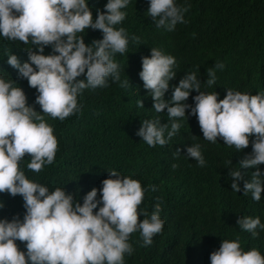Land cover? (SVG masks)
I'll return each instance as SVG.
<instances>
[{
  "label": "clouds",
  "instance_id": "9594fccd",
  "mask_svg": "<svg viewBox=\"0 0 264 264\" xmlns=\"http://www.w3.org/2000/svg\"><path fill=\"white\" fill-rule=\"evenodd\" d=\"M128 4L129 0H107L94 19L88 0H0V36L32 45L25 48L27 62L9 54L7 63L18 71V79H26L36 90L35 104L41 109L36 111L28 104L24 90L14 86L16 81L0 77V193L22 197L25 209L22 220L19 216L10 221L0 219V264H124V255L134 251L128 242L130 234L139 232L143 247L151 245L153 237L163 231L160 197L151 214L140 210L145 192L141 183L115 169L103 179L102 188H92L84 195L81 204L64 188L50 191L30 180L20 168L26 154L31 158L27 169L34 173L54 163L58 140L46 116L64 121L80 113L78 96L85 89L108 87L109 78L120 82L121 87L129 86V80L120 81L119 65L114 60L116 53L127 51L126 29L116 25L124 21L126 12L122 9ZM187 11L174 0H149L147 13L157 28L173 31L184 22ZM85 29L99 30L103 38L88 45L84 36L78 35ZM45 47H51L52 54H43ZM175 66V57L158 48H151L150 57H142L139 76L153 100V109L156 113L167 109L172 122L169 128L159 119L143 120L136 135L150 147L166 146L182 127L176 118L186 117L190 109L208 142L215 144L220 138L224 145L242 151L249 147V137H254L251 154L239 162L238 170L229 169L228 176L231 189L238 193L239 181L244 179L240 169L255 168L250 181H244L243 195L251 193L259 202L264 192V173L258 167L264 164V93L250 95L227 89L218 101L217 92L201 91V81L191 72L173 86L171 100L166 101L164 95L177 75ZM224 67L218 62L207 69L204 83L214 85L216 70ZM192 91L198 93L193 97L194 107L186 103ZM137 107L144 108L142 100L137 101ZM186 153L198 166L206 165L200 144L188 146ZM227 163L232 164L231 160ZM149 189L156 191L157 186L150 185ZM3 207L0 201V209ZM237 224L253 238L259 236L258 228L264 231L259 216H241ZM17 241L26 251L20 250ZM210 261L264 264V256L255 247L243 251L238 238L225 239L210 253Z\"/></svg>",
  "mask_w": 264,
  "mask_h": 264
},
{
  "label": "trees",
  "instance_id": "16d2710c",
  "mask_svg": "<svg viewBox=\"0 0 264 264\" xmlns=\"http://www.w3.org/2000/svg\"><path fill=\"white\" fill-rule=\"evenodd\" d=\"M174 2L188 11L184 13L183 23L167 31L157 28L148 16L149 0H129L122 9L126 12L124 21L116 25L117 29H126L127 51L114 55L120 81L129 80V86L121 87L120 82L109 78L108 87L85 89L78 96L82 105L80 113L64 121L46 116L58 140L55 161L45 165L40 173H34L27 169L31 158L26 154L20 168L30 180L46 185L50 191L64 188L81 204L92 188H102L103 179L113 169L141 183L145 192L140 210L146 209L151 214L158 202L156 198L160 197L159 215L165 221L162 233L153 237L151 245L143 247L140 233L130 234L128 242L134 251L130 256L124 255V264H211L210 253L219 249L222 240L237 238L243 251L255 247L264 256V231L258 228L259 236L253 238L237 224L241 216H259L264 223V192L259 202L252 199L251 193L243 195L244 181H250L256 169H240L244 179L239 181L238 193L231 189L228 176L229 169L238 170L239 162L251 154L254 137H249V147L242 151L224 145L220 138L215 144L208 142L203 139L190 109L186 110V117L176 118L182 127L166 146L150 147L136 135L143 120L159 119L169 128L172 122L167 109L155 112L153 100L139 76L142 57H150L151 48L161 49L176 59L173 70L177 75L164 95L166 101L171 100L173 86L191 72L201 81V91L217 92L218 101L224 98L227 89L250 95L264 93V0ZM88 3L95 19L97 10L103 11L107 0H88ZM78 35L84 36L88 45L103 38L101 31L92 29ZM30 47V43L24 45L0 36V77L16 81L14 86L24 90L28 104L41 111L35 104L36 90L29 87L26 79H18V71L7 63L9 54L16 55L21 63L27 62L25 48ZM43 54H52L51 47H45ZM218 62L225 67L216 70V83L209 87L204 83L207 69L214 68ZM197 94L192 91L186 103L194 107L193 97ZM138 100L143 101L144 108L137 107ZM197 143L206 161L204 167L186 156L187 147ZM173 164L179 167L173 169ZM258 167L264 173V164ZM150 185L157 186V190L151 191ZM0 201L4 204L0 219L10 221L15 216L23 219L22 197L0 193ZM16 243L20 250L26 251L24 244Z\"/></svg>",
  "mask_w": 264,
  "mask_h": 264
}]
</instances>
